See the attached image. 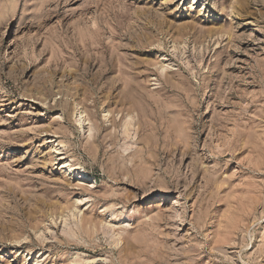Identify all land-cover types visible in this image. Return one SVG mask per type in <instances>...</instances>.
I'll return each instance as SVG.
<instances>
[{"label": "rangeland", "instance_id": "374dc122", "mask_svg": "<svg viewBox=\"0 0 264 264\" xmlns=\"http://www.w3.org/2000/svg\"><path fill=\"white\" fill-rule=\"evenodd\" d=\"M0 264H264V0H0Z\"/></svg>", "mask_w": 264, "mask_h": 264}, {"label": "bare ground", "instance_id": "6f19581e", "mask_svg": "<svg viewBox=\"0 0 264 264\" xmlns=\"http://www.w3.org/2000/svg\"><path fill=\"white\" fill-rule=\"evenodd\" d=\"M84 129V127H82ZM63 166V165H62ZM69 170H72L74 169V173L76 174L75 175V179H82V180H90L91 177L89 176L88 173H86V171H84L83 169H80V168H76V167H73L71 165H67ZM77 170H80V171H76ZM103 226V225H102ZM104 229H108L107 225H104L103 227Z\"/></svg>", "mask_w": 264, "mask_h": 264}]
</instances>
